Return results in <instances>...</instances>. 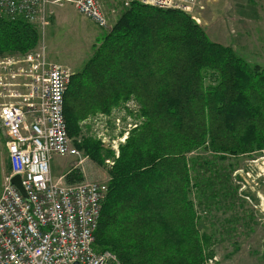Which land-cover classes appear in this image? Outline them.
I'll list each match as a JSON object with an SVG mask.
<instances>
[{"label": "trees", "instance_id": "16d2710c", "mask_svg": "<svg viewBox=\"0 0 264 264\" xmlns=\"http://www.w3.org/2000/svg\"><path fill=\"white\" fill-rule=\"evenodd\" d=\"M39 39L35 25L0 19V54H27ZM101 41L71 77L69 135L78 136L89 116L133 97L145 120L110 169L96 247L121 264H203L212 256L211 238L198 229L186 154L209 146L225 159L264 149V68L211 42L185 13L136 2ZM207 71L215 84H206ZM77 146L105 161L99 141L84 138ZM65 180L82 182L84 175L74 168Z\"/></svg>", "mask_w": 264, "mask_h": 264}, {"label": "built area", "instance_id": "2783aa9c", "mask_svg": "<svg viewBox=\"0 0 264 264\" xmlns=\"http://www.w3.org/2000/svg\"><path fill=\"white\" fill-rule=\"evenodd\" d=\"M62 1L75 4L82 16L105 31L121 17L119 2L125 7L136 2L180 11L197 22L208 3L114 0L106 8L102 0H0V19H23L44 29L52 12L49 5ZM72 75L68 67L48 60L45 46L24 55L0 56V127L11 167L0 196V264H119L114 253L96 247L108 184L99 180L69 184L65 177L55 181L52 175L55 157L77 158L75 168L85 162L77 146L82 140L69 135L65 116ZM127 111L128 103L111 115L118 112L127 120L131 117ZM131 130L130 123L126 131ZM15 176H20L26 196L12 184Z\"/></svg>", "mask_w": 264, "mask_h": 264}, {"label": "rangeland", "instance_id": "374dc122", "mask_svg": "<svg viewBox=\"0 0 264 264\" xmlns=\"http://www.w3.org/2000/svg\"><path fill=\"white\" fill-rule=\"evenodd\" d=\"M102 1L106 8H111L116 3L114 0ZM203 1L208 3L201 13L200 22L192 20L202 28L210 41L230 48L237 58L250 67L259 66L263 69L264 0H224V4L232 3L229 4L231 9H236L237 4L238 7L241 5V13L237 16H242L243 21L237 18L232 21L226 17L222 21H215L218 17L212 11L208 14V7L222 0ZM117 5L120 16L131 8V5L125 7L120 2ZM49 7L52 12H50L48 25L44 29L38 28L39 43L30 52L44 46L47 48L52 46L55 57L59 51L64 53L67 49L84 46L86 56L92 51L95 53L105 35L98 34L100 28L82 16L75 4L69 1L50 4ZM206 16L207 19H214V21L207 22ZM219 17L222 18V16ZM216 25L220 31L216 30ZM112 30L105 33H111ZM18 55L22 54H0V56L13 57ZM62 59L64 58L58 53L54 61L61 64L65 62L61 61ZM72 71L76 70L72 69ZM215 76L214 72H205L206 84H215ZM127 103L131 106L127 116L130 114L131 117L128 116L125 120L126 118L118 112H122ZM118 104L109 113L99 112L89 116L80 124V134L75 138L99 141L105 158V161L98 163L79 149L85 162L76 168L81 170L84 180L94 178L93 180L105 182L109 186L110 169L120 156L121 146L125 145L132 133L144 123L145 118L141 116V107L134 97ZM113 111L118 112L111 115ZM130 123L132 130L129 132L126 130ZM107 152H112L111 157L107 158ZM186 156L190 159L192 182L197 184V188L192 190L191 200L199 217L198 229L201 234L211 238L208 253H212V256H208L205 262L212 258L214 264H264V149L250 155L236 157L227 155L223 159L221 157L223 155L214 153L207 146L193 150ZM75 160L78 161L74 157H55L51 162L54 177L68 172L71 165L74 167ZM10 171L6 136L0 127V196L4 189L5 178ZM119 264H121L120 261Z\"/></svg>", "mask_w": 264, "mask_h": 264}, {"label": "crops", "instance_id": "0c3cea01", "mask_svg": "<svg viewBox=\"0 0 264 264\" xmlns=\"http://www.w3.org/2000/svg\"><path fill=\"white\" fill-rule=\"evenodd\" d=\"M229 4H232V3L227 2V3L224 4V0L217 1L215 4H213V5L208 7V14H209V12L212 11L213 14L218 17V18H215V21H222L224 17H226V18H228V19H230L232 21H234V19H236V18L240 19V21H243V20H241V19H244L242 16H237V15H239L241 13V8H240L241 5L238 7V4H237L236 9H231ZM226 6H227V8H226ZM51 8H52V6H51ZM238 8H239V10H238ZM49 9H50V7H49ZM215 11H216V13H215ZM219 16H222V18H220ZM87 20L92 22L90 19H87ZM206 21L210 23L211 21H214V19H207V16H206ZM92 23L96 26V24L94 22H92ZM215 28H216V30L220 31V29H219V27L217 25L215 26ZM101 33L105 34V30L100 28L98 34H101ZM222 35H226V34H222ZM85 51H86V48L84 46H82L80 48L72 49V50L71 49H67V50L64 51V53H61L59 51L58 52L59 55H62V57L64 58L61 61H65L66 62V63L62 62L61 65L68 67L69 69H71V71H72V69H75L77 72L81 71V70L78 71L77 69H82L86 65L88 60L94 54V52L92 51L91 53H89L86 56ZM58 53H56L55 57H54V49L52 48V46H51V48L50 47H48V48L46 47V54H47L48 60L50 59V60L54 61V59H56V56H58ZM56 62L57 61H54V63H56ZM75 72H73V74ZM76 162H77L76 160L73 161V163H75V164H76ZM74 168L75 167H72V165H71V169L68 170V172H66L65 174H60L57 177H54V175L52 173L54 180L57 181V180H60V178H62V177L64 178L65 175L68 174ZM93 179L94 178H89V179L85 178V180H88V181H95Z\"/></svg>", "mask_w": 264, "mask_h": 264}, {"label": "water", "instance_id": "95a60500", "mask_svg": "<svg viewBox=\"0 0 264 264\" xmlns=\"http://www.w3.org/2000/svg\"><path fill=\"white\" fill-rule=\"evenodd\" d=\"M11 182L13 185H15L16 187L19 188V190L23 193V195L26 196V192H25L24 188L22 187L20 176H15L14 178H12Z\"/></svg>", "mask_w": 264, "mask_h": 264}]
</instances>
